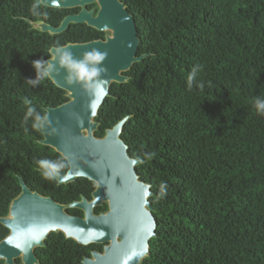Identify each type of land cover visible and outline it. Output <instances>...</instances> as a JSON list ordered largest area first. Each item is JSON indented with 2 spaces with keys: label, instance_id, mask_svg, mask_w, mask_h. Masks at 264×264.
<instances>
[{
  "label": "trees",
  "instance_id": "1",
  "mask_svg": "<svg viewBox=\"0 0 264 264\" xmlns=\"http://www.w3.org/2000/svg\"><path fill=\"white\" fill-rule=\"evenodd\" d=\"M134 3L136 56L145 58L110 86L94 136L127 118L120 139L141 161L135 171L150 186L155 221L140 264H264V116L253 107L264 99V0ZM63 13L38 0H0V217L20 193L19 178L62 205L90 199L94 189L84 178L57 185L39 163L67 170L33 125L44 108L68 99L45 73L29 84L37 78L32 63L46 62L51 47L97 38L88 28L50 36L28 24L57 27ZM29 107L35 113L26 120ZM7 233L0 224V241ZM101 249L51 233L34 254L39 264H81Z\"/></svg>",
  "mask_w": 264,
  "mask_h": 264
},
{
  "label": "water",
  "instance_id": "2",
  "mask_svg": "<svg viewBox=\"0 0 264 264\" xmlns=\"http://www.w3.org/2000/svg\"><path fill=\"white\" fill-rule=\"evenodd\" d=\"M96 3L95 17L85 5ZM44 7L64 10L81 8L76 15L62 19L57 27L44 22H28L31 29L50 36L60 34L72 24H85L93 30L108 33L104 40L68 43L51 47L50 62L43 72L51 83L65 92L68 99L55 108H44L41 123L42 140L67 164L64 174L53 173L57 185H68L78 178L94 184L91 200L82 196L67 205L54 202L26 187L19 178L20 193L8 206L0 224L8 231L0 241L3 264H39L34 251L44 246L51 233H61L83 247L103 245L102 252L93 251L81 264H140L149 255V241L155 237V221L151 214L150 186L141 182L135 167L141 161L127 154L120 139L127 118L107 129L102 138L94 136L98 128L97 111L109 96L112 84L127 81L124 75L145 56H136L138 37L132 17L118 0H38ZM57 49L69 50L79 61L85 54L102 57L89 61L81 73H69L58 61ZM69 77L71 82H69ZM105 203L108 210L95 215L93 209ZM75 209L82 217L72 216Z\"/></svg>",
  "mask_w": 264,
  "mask_h": 264
},
{
  "label": "clouds",
  "instance_id": "3",
  "mask_svg": "<svg viewBox=\"0 0 264 264\" xmlns=\"http://www.w3.org/2000/svg\"><path fill=\"white\" fill-rule=\"evenodd\" d=\"M57 52L60 53V59L58 61L59 65L64 67L69 73L74 74L75 70H79L81 73H83L84 68L86 67L87 63L89 61L93 60H99L102 57H100L98 54L95 53H88L85 54L81 60L77 61L73 58L72 53L69 50H63L62 52L60 49H57ZM50 62H43L41 60H35L32 63V66L37 74V78L35 80H28L27 82L29 84H36L39 82V79L43 77L44 72L42 71V68L45 66H48ZM192 75H190L189 80L191 81ZM69 82H71V78L69 77ZM253 107L256 110L258 115L264 116V99L257 98L254 103ZM35 113V110L31 107L28 109L27 116L25 119L29 116H33ZM43 117L36 114L35 115V123L34 127L39 129L42 123ZM41 168L46 169L47 171L44 172V175L46 177H51L53 173L57 172L58 169L64 167V164L62 162H52L48 160H42L39 162Z\"/></svg>",
  "mask_w": 264,
  "mask_h": 264
},
{
  "label": "flooded vegetation",
  "instance_id": "4",
  "mask_svg": "<svg viewBox=\"0 0 264 264\" xmlns=\"http://www.w3.org/2000/svg\"><path fill=\"white\" fill-rule=\"evenodd\" d=\"M120 4L123 5L125 11L132 17V14L131 12L133 11V8L135 7V3H134V0H118ZM85 11L86 12H91V16L92 17H95L98 10H99V7L98 5L94 2V3H91V4H88V5H85ZM81 8H71V9H64V13L63 15L61 16V19L59 21V23L61 22L62 19L66 18L67 16H72V15H76L80 12ZM39 22H43V21H39ZM45 23V22H44ZM58 23V25H59ZM47 24V23H46ZM50 25V24H48ZM52 26V25H51ZM78 28H80L81 30H85L84 28H88V29H91L90 27H87L85 24H70L65 31H70L71 29L72 30H77ZM93 30V29H91ZM95 32H97V34H95L93 37H97L95 39H92V40H89L87 42H91V41H96V40H104V37L108 34V33H105V32H99V31H96L94 30ZM94 190V189H93ZM92 190V191H93ZM83 195H81L82 197ZM80 197V198H81ZM87 199V198H86ZM87 200H91V193H90V199H87ZM96 208H99V212L98 213H95V209ZM93 209V213L95 215H99L101 213H105L107 210H108V207L105 203H102V205L100 207H96ZM79 211V210H78ZM81 212V211H79ZM83 216V213L81 212V216H77V217H82ZM102 249H103V245H101ZM102 249H101V252H102ZM93 252V251H91ZM90 252V253H91ZM99 252V251H98ZM85 258V257H84ZM18 261V260H17ZM17 264H19V261L17 262Z\"/></svg>",
  "mask_w": 264,
  "mask_h": 264
}]
</instances>
